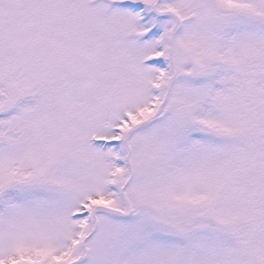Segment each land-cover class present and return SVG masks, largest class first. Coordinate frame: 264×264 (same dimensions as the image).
Here are the masks:
<instances>
[{"label":"snow or ice","instance_id":"6c2138e0","mask_svg":"<svg viewBox=\"0 0 264 264\" xmlns=\"http://www.w3.org/2000/svg\"><path fill=\"white\" fill-rule=\"evenodd\" d=\"M0 264H264V0H0Z\"/></svg>","mask_w":264,"mask_h":264}]
</instances>
